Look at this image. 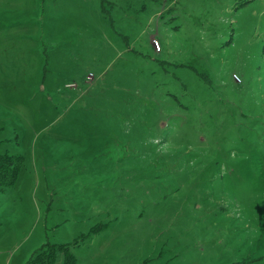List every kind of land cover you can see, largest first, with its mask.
Listing matches in <instances>:
<instances>
[{"label": "rangeland", "instance_id": "374dc122", "mask_svg": "<svg viewBox=\"0 0 264 264\" xmlns=\"http://www.w3.org/2000/svg\"><path fill=\"white\" fill-rule=\"evenodd\" d=\"M3 154L0 264H264V0H0Z\"/></svg>", "mask_w": 264, "mask_h": 264}, {"label": "trees", "instance_id": "16d2710c", "mask_svg": "<svg viewBox=\"0 0 264 264\" xmlns=\"http://www.w3.org/2000/svg\"><path fill=\"white\" fill-rule=\"evenodd\" d=\"M23 158L21 156H11L8 154L0 155V189H6L14 186L17 177L19 175L20 169L22 167ZM65 246H59L54 249L52 245L45 244L41 249H39L33 257H31L26 264H54L57 260V253L65 252ZM64 264L69 263L71 260L64 253ZM73 261V259H72Z\"/></svg>", "mask_w": 264, "mask_h": 264}]
</instances>
